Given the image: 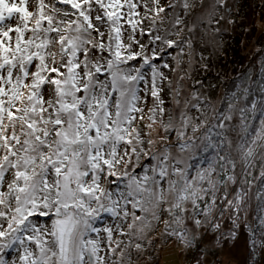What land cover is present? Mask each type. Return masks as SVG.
I'll return each mask as SVG.
<instances>
[{
  "label": "snow or ice",
  "instance_id": "1",
  "mask_svg": "<svg viewBox=\"0 0 264 264\" xmlns=\"http://www.w3.org/2000/svg\"><path fill=\"white\" fill-rule=\"evenodd\" d=\"M183 8H190L188 0ZM165 12L161 0H0V264H122L124 249L112 260L123 243L116 240L112 247L114 233H133L124 231L121 224L103 229L106 252L101 240L86 238L89 232H101L94 221L102 212L120 217V200L121 219L131 217L127 228L133 230L137 221L142 223L135 229L137 233H143L149 224L136 215V209L150 212L157 221L167 213L177 224L190 215L196 226L209 223L213 230L219 224L208 217L217 209V200L221 201V216L225 203L234 216L241 211L246 195L243 188L233 200L228 199V185L245 182L235 172L237 162L229 151L233 142L223 132L216 133L219 140L212 136L213 127L224 129L225 124L207 126L203 136L196 137L187 135L189 128L196 133L204 125L192 124L193 118L186 112L179 114V128L172 124V117L163 123L167 110L162 92L167 77L161 67L169 65L158 66L155 60L166 48L180 44L155 34L160 31L157 21L162 22ZM145 21H150L147 32ZM181 23L177 16L173 26ZM145 35L148 45L138 38ZM157 42L166 47H158ZM129 62L139 66H128ZM146 66L150 80L145 79ZM141 81L148 85L146 91L153 100L146 135L134 126L144 119L145 108L139 104L143 101L146 106L148 100L139 94ZM192 107L199 110L200 105ZM252 107L256 109L255 102ZM157 116L165 133L175 132L181 152L212 149V156L200 161L207 159V167L193 163L195 153L187 162L172 158L173 144L167 143V136L160 138L163 151L152 150L157 143L151 138ZM231 119L223 116V120ZM240 132L235 147L244 164L243 176L257 149L264 164V109L254 136L245 138L248 125L243 120ZM142 156L156 164L137 179L135 170L127 169L134 162L139 164ZM121 166L125 170L118 174ZM124 177L128 178V192H119V199H113V193L102 184ZM260 178L264 181V170ZM148 181L154 188L144 186ZM137 192L149 193V199L136 196ZM261 195L264 184L257 198ZM35 216L54 218L50 226L38 227ZM237 218L234 228L239 227ZM168 227L169 221H165L167 235L191 243L187 229L168 232ZM223 235L235 239L236 232ZM250 244L254 249L257 244L264 246V241L253 234ZM130 245L131 240L125 248ZM141 248L142 243L135 244L137 251ZM9 249L18 253V261L5 258Z\"/></svg>",
  "mask_w": 264,
  "mask_h": 264
},
{
  "label": "rangeland",
  "instance_id": "2",
  "mask_svg": "<svg viewBox=\"0 0 264 264\" xmlns=\"http://www.w3.org/2000/svg\"><path fill=\"white\" fill-rule=\"evenodd\" d=\"M221 1L208 0L204 2L202 4L201 20L199 21H194L191 24L183 23L177 28L176 26L170 28L161 24L159 26L162 32L161 35L178 40L180 44L173 48H166V51L156 58L155 63L158 66H162L164 63L169 65L168 68L161 67V71L167 77L163 82L162 92V98L165 101V108L167 110V115L163 117V123L167 124L169 117H172V124L176 128H179V114L186 112L188 116L193 118L192 124L201 123L204 125L196 133H192L189 128L187 135H195L196 137L203 136L205 127L221 122L224 123L226 126L224 129L217 128L223 132L227 139L232 140L233 147L229 151L232 158L237 162L235 172L238 179L245 181L244 176L241 175L244 170V164L235 147L236 143L240 140L241 121L243 120L248 125V136H254L255 133L252 134L250 132L252 121L251 119L248 121L246 119L242 98L236 101H232L231 98L236 94L235 86L238 83L241 72H244L247 68H252L254 71L258 70V72L262 70L260 65L261 59L264 57V35L261 33L264 29V0H223L222 4L220 3ZM182 3H184V0H182ZM179 11L180 9H178L177 15L179 13L180 17L181 11ZM192 30H195L194 34ZM177 32H179L178 36L176 35ZM155 34H159V32ZM138 38L144 43L146 35ZM157 46L166 47L158 42ZM128 66L138 67L139 63L129 62ZM172 70L175 79H173L171 84H168L167 80L171 78L170 71ZM144 72L145 79L150 80V69L147 66ZM147 87L148 85L144 81L140 82L139 94L142 97H148V100L146 106L143 101L139 106L145 108L144 114L148 117L150 115L148 110L152 107L153 100L150 101V96L146 91ZM177 92H179L178 97ZM177 99H179V104L176 103ZM196 104L200 105L199 110L192 107V105ZM224 115L231 116L232 119L223 120ZM261 118L262 114L259 117L256 130L260 127ZM156 120L161 122V117L157 116ZM146 125V120H138L134 126L140 127L146 135L148 133ZM215 128L213 127L212 131ZM161 136H167V143L173 142V147L170 151L174 159L187 162L189 157L194 153L196 158L201 154L200 152L205 153L199 148L181 152L175 144V132L165 133L163 127L158 138L157 134H155V139L157 138L155 141L157 143L153 146L152 150H155L159 146L157 151H163V145L160 142ZM199 143L200 141L197 140L196 144L199 145ZM212 154L209 153L207 157L203 156V154L201 158H210ZM200 161L201 159L195 163L193 161V163L198 164L200 167H207V159H205L204 163H200ZM169 162L171 163V161ZM133 164L129 172H132L134 169L137 179H141L146 169L154 166L156 161L142 156L139 164L135 162ZM124 170L123 166L119 167L117 170L118 174ZM262 170H264V164L258 175L249 182L228 185L229 200L235 198L236 192L240 188H243L244 192H247L242 205L244 206L245 213L241 216L242 219L235 217L239 224V227L234 229L236 232L235 239H229L227 235H223L234 227L233 218H229V208L226 203L223 205L224 215L220 223H218L219 228L215 230L211 229L209 233L208 229L204 231L202 226H196L190 215L184 217L183 223L177 224L172 222V218L167 213L157 221L152 217L150 212L142 213L139 209H136V215L145 217L144 223L149 224L148 227L144 228L143 233H137L135 229L143 226L140 221H137L135 229L129 230L127 223H131V217H129L128 221L121 219L123 216V200H120L121 208L117 209L121 214L120 217H113L110 213L102 212L94 221V227L101 229V232L99 234L89 232L86 238L101 240L102 247H104V251L106 252L107 247L105 242L107 233L103 229L105 227L115 228L117 223L121 224L124 231L133 233L131 236H120L114 233L112 247H116V240H122L123 243L117 249L116 254L112 256V260H117L120 250L124 249L126 255L123 257L122 264H192L198 249L202 250V258L207 263L218 258L221 260V264H264V246L257 244L260 256L258 262L250 254V236L253 227L257 226V240L264 241V225L261 224V220L264 219V195H262L261 200L257 198L260 172ZM147 174L149 176L152 175L150 171ZM192 175H195V168L192 170ZM108 180H116V177H108ZM127 184L128 178L124 177L116 183H105L102 186L113 193V199H119V192L127 194ZM144 186L154 188L151 181H148ZM135 188L136 186L133 184V191H135ZM219 195L223 196V188ZM136 196L142 197L145 201L149 199V193L147 192H137ZM133 198L129 197V199ZM171 199L172 197L170 196L169 200ZM145 206L150 207L147 203ZM167 206V204L164 205V207ZM220 206L221 201L217 200V209L213 211L211 216L214 220L220 215ZM186 207L191 210L190 204H187ZM203 207L202 204L201 209ZM127 208L130 212L133 211L131 204H128ZM211 217H208V219ZM53 218L33 217L38 227L41 225L50 226L51 219ZM199 218H203V216ZM165 221H169L168 232L179 231L180 229L193 231L194 238L189 239V241L194 240L193 243L186 245L176 235H167ZM203 226L205 227V225ZM129 240H131V245L125 248V245L129 244ZM169 242L176 243L167 246ZM136 243H142L141 250L137 251L135 249ZM162 244L166 247L162 250V256L158 261L159 247ZM31 247L34 251L38 252L34 244ZM102 254L104 253L102 252ZM167 254L169 255V259L165 258ZM5 258L8 260L17 258L18 261V253L13 249H9ZM149 259L152 263H149Z\"/></svg>",
  "mask_w": 264,
  "mask_h": 264
},
{
  "label": "trees",
  "instance_id": "3",
  "mask_svg": "<svg viewBox=\"0 0 264 264\" xmlns=\"http://www.w3.org/2000/svg\"><path fill=\"white\" fill-rule=\"evenodd\" d=\"M207 1L208 0H188L190 8L185 10L183 8L182 0H161V4L166 7V12L161 14V16L163 18L162 22L157 21L156 27L159 28V26L162 24V25H166L167 27L173 28L174 27L173 25L175 24V19L177 16H179V13L177 15L178 9H180V11H181V13H180V19L182 20L181 24H183V23L191 24L194 21L201 20L200 16L202 14V4L204 2H207ZM217 1H219V0H217ZM222 1L220 2L221 4H222ZM169 3L174 4L175 7L174 8H167V5ZM200 7H201V10H200ZM259 21L263 22L262 20H259ZM181 24L176 25V28L178 26H181ZM149 25H150V21H145L144 28H145L146 32L149 28ZM194 26H196V25H194ZM192 33L194 34L195 30H192ZM261 33L264 35V29L262 30ZM159 34L160 35L162 34L161 30L159 31ZM148 41H149V36L146 35V40H145L144 44L148 45ZM158 43H160V42H158ZM263 51H264V46H263ZM260 67L262 70L259 72H258V70L254 71L252 68H247L244 72H241L239 74L238 83L235 86V93L236 94L233 95L231 98L232 101H236V100H239L242 98V100L244 102V111L246 114V119H247V121L249 119H251V121H252L251 122L252 124L250 126V132H252V134L256 132V128L258 127L257 123L259 122V117L262 114V109H264V100H263V97H264V57L261 59ZM170 72H171V78L167 80L168 84H169V81L172 82L173 79H175L174 74H173V70ZM150 101H152L151 98H150ZM253 102H255V104H256L255 110H253V107H252ZM258 107H259V109H258ZM143 120H146L147 124L151 123V121L148 120V117L146 116V114H144ZM161 129H162L161 122L156 120L155 125H153V131H152V136H151V138L153 140H156L160 136ZM147 130L149 132V129H147ZM219 132H221V130H219L217 127L215 128V130L212 131V136H213L214 140L221 139V137H218L216 135V133H219ZM155 134H157L156 139H155ZM248 135L249 134H247L245 136L246 139L251 138ZM168 143H173V142L170 141ZM158 149H159V146L155 150L157 151ZM200 153L201 154L195 159L194 163L196 161H198L199 159H201V156L203 154H204L203 156L207 157V156H209V153H213V151H212V149H209V151L206 153H202V152H200ZM262 167H263V164H262L261 157H260V150L257 149V153H256L254 159L252 160V163L250 164V166L247 169L248 174L243 175L245 183L249 182L252 178H255L258 175V173ZM130 169H131V167L128 168L127 170L129 171ZM262 184H264V181H262V179L260 178L259 184H258L259 193L261 192ZM73 187H74V185H73ZM245 193L247 194V192H245ZM245 197H246V195H245ZM261 199H262V195L260 196L259 200H261ZM243 203H244V201H243ZM242 205H241V211L239 213L235 214V216H234L232 209H229V218L234 219L235 217H238L239 219H242L241 216H243L245 213L244 206H242ZM223 215H224V213H223ZM223 215L217 216V218L215 220L212 217L209 218L208 220L209 221H215L216 223H220ZM201 219L203 220L204 217ZM203 225H205V227ZM200 226L203 227L202 229L204 231H205V229H208V233L212 229L209 226V223H203ZM234 229H235L234 227L231 228V230H234ZM253 232H255V233H253ZM253 234H255V238L257 239V234H258L257 233V226L253 227V230H252V233L250 236L251 239L253 237ZM186 236H187V239L189 241L190 238H194V232L193 231L190 232L189 230H187ZM193 241H191V243H193ZM174 243H176V242H169V243H167V246L174 244ZM165 247L166 246L165 245L163 246V244L161 247H159L160 253L158 256V261L160 260V258L162 256V250ZM254 252L256 253V255L253 254ZM250 254H252L254 259L257 260V262H258L260 256H259V250H258L257 245L253 249L252 245L250 244ZM202 255H203L202 250L198 249L194 258H193L192 264H221V260L218 258L207 263V261L202 258ZM165 258L169 259V255L167 254V256ZM149 263H152L150 261V259H149Z\"/></svg>",
  "mask_w": 264,
  "mask_h": 264
}]
</instances>
